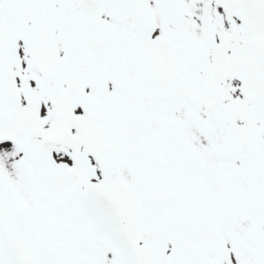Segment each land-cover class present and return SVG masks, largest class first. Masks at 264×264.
<instances>
[{"label": "snow or ice", "instance_id": "snow-or-ice-1", "mask_svg": "<svg viewBox=\"0 0 264 264\" xmlns=\"http://www.w3.org/2000/svg\"><path fill=\"white\" fill-rule=\"evenodd\" d=\"M0 264H264V0H0Z\"/></svg>", "mask_w": 264, "mask_h": 264}]
</instances>
